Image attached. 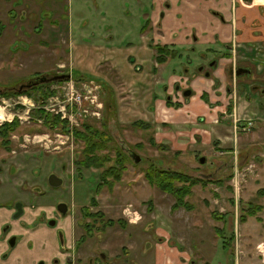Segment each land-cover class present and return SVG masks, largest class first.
Wrapping results in <instances>:
<instances>
[{
  "label": "rangeland",
  "instance_id": "obj_1",
  "mask_svg": "<svg viewBox=\"0 0 264 264\" xmlns=\"http://www.w3.org/2000/svg\"><path fill=\"white\" fill-rule=\"evenodd\" d=\"M69 1L0 0V88L4 89L0 91L19 92L18 87L35 75H71L74 81L78 75L82 81L95 80L101 87V118L112 138L103 154L112 160L117 152L127 156L126 170L112 186L99 185V174L110 164L77 171L74 162L81 151L79 142L62 134L57 138L56 132L27 118L30 101L35 107L31 99H0V125L13 118L20 121L10 137L7 155L0 148V157L8 162L0 163L4 181L0 203L13 202L17 188L27 184L29 195L38 189L43 193L31 196L30 204L46 205L55 198L74 204V215L88 208L89 214L100 212L119 221L108 230L102 251L118 255L125 264H261L257 248L264 245V124L257 121L242 132L238 124L246 120L232 111L231 136L224 133L226 139L222 140L224 134H220V143H215L214 136L208 151L198 152L196 139L197 144L183 153L171 149L167 139L185 142L190 132L185 130L186 137H177V129L154 124L150 93L162 91V82L154 85L153 70L132 73L127 58L137 52V45L131 48L126 40L122 46L117 41L112 46L78 47L86 42L82 39L85 32L64 30L75 21ZM107 2L120 9L131 5L130 0ZM84 5L97 7L94 0ZM251 55L260 60L255 52ZM180 61L175 66L178 73L182 66L196 64L189 53ZM259 103L264 104V99ZM226 112L221 116L229 120L226 115L231 112ZM146 124L148 128H144ZM195 151L203 155L191 153ZM150 164L203 180L191 189L188 208L173 210V197L148 185L143 173ZM50 174L63 180L57 190L48 186Z\"/></svg>",
  "mask_w": 264,
  "mask_h": 264
},
{
  "label": "crops",
  "instance_id": "obj_2",
  "mask_svg": "<svg viewBox=\"0 0 264 264\" xmlns=\"http://www.w3.org/2000/svg\"><path fill=\"white\" fill-rule=\"evenodd\" d=\"M85 1H69L75 21L64 30L85 32L86 42L78 47L112 46L117 41L122 46L126 40L131 48L137 45V52L127 58L132 73L153 70L154 85L162 82V91L150 93L154 124L177 129V137L194 131L187 133L185 142L167 139L171 149L183 153L197 144L196 139L197 151H208L214 136L215 143L221 142L220 134L231 136L232 111L252 121V127L257 121L264 124V104L259 103L264 99V86L259 85L264 83V62L251 55L264 50V0H130V7L122 9L108 0H94L97 7L91 9L83 6ZM67 38L71 41L72 35ZM156 46L176 55L157 64ZM187 53L196 64L182 66L178 73L175 66ZM185 91H190L187 97ZM167 101L179 107H167ZM225 111L231 112L229 120L221 116ZM198 152L191 153L203 155Z\"/></svg>",
  "mask_w": 264,
  "mask_h": 264
},
{
  "label": "flooded vegetation",
  "instance_id": "obj_3",
  "mask_svg": "<svg viewBox=\"0 0 264 264\" xmlns=\"http://www.w3.org/2000/svg\"><path fill=\"white\" fill-rule=\"evenodd\" d=\"M258 50L256 55L263 53L258 57L264 62V50ZM211 65L209 63L207 69ZM29 88L32 87L21 86L16 93ZM1 148L7 155L8 149ZM0 163L7 164V158L0 157ZM2 182L0 179V185ZM61 186L51 188L57 190ZM30 194L27 184H22L20 189L17 188L13 202L0 203V264H125L118 255L102 251L108 230L115 228L119 221L115 223L100 212L89 214L88 208H81V214L74 215V204L55 201V198L46 205L30 204L31 196L40 197L43 193L38 189ZM121 228L118 230L123 232Z\"/></svg>",
  "mask_w": 264,
  "mask_h": 264
},
{
  "label": "trees",
  "instance_id": "obj_4",
  "mask_svg": "<svg viewBox=\"0 0 264 264\" xmlns=\"http://www.w3.org/2000/svg\"><path fill=\"white\" fill-rule=\"evenodd\" d=\"M3 27L0 25V30ZM156 57L155 61L158 64L164 62L166 57L173 58L176 54L173 51L168 50L167 47L156 46ZM39 76V75H38ZM35 75L27 79L20 86L23 88L29 87L32 88L24 89L20 93H9V91H0V99H8L10 97L16 98L17 96H24L31 99L35 107L30 109L28 115L34 121H41V127L47 131H58L63 134H69V131L66 129L63 121H59V119L51 114L46 113L41 109L40 100L43 101L54 94L55 91L51 90V87L60 85L63 81H55L50 84H42V85H33L35 79L38 77ZM46 77L58 76V74L54 75H40ZM72 77V76H71ZM79 78L78 75H75V78ZM75 79V82L79 83L82 80ZM90 80V78H88ZM0 90H4L2 87ZM204 98V96H202ZM169 107H179L178 104H171L170 102H166ZM22 108V107H21ZM100 122L99 128L96 126L97 122ZM139 124V123H137ZM19 126V120L17 118H13L10 122H5L0 125V148L5 147L9 150L10 145V137L12 133H14ZM145 127H149L148 124L144 125ZM107 125L105 120L101 118L100 120H94L87 118L83 121L80 128L73 129L71 135L73 140L79 142L81 144V151L78 155L77 160H75L74 165L76 166V170L80 171L81 169H101L106 164H110L107 168L103 169V171L99 174V180L101 181L99 185L103 183H107L109 186H112L114 183L119 182L123 173L126 170V161L127 156L124 154L116 153L114 159L108 155L103 154L104 151L108 150L109 145L112 141V138L109 134V130L107 129ZM152 144L154 140H151ZM159 147V146H158ZM144 180L151 187H155L160 192L164 194H168L173 197L174 204L172 205V209L176 210L178 208H188L189 205L186 199L191 195V189L202 183L203 180L185 175L181 172H175L171 170L161 169L159 167H155L153 164H150L148 168L145 169L143 173ZM98 185V186H99ZM252 213V212H251ZM250 213V215H251Z\"/></svg>",
  "mask_w": 264,
  "mask_h": 264
},
{
  "label": "built area",
  "instance_id": "obj_5",
  "mask_svg": "<svg viewBox=\"0 0 264 264\" xmlns=\"http://www.w3.org/2000/svg\"><path fill=\"white\" fill-rule=\"evenodd\" d=\"M52 89L55 91L54 94L45 99L41 109L64 122L63 124L69 131V135H63L66 139H72V130L79 128L87 118L94 120L101 118L103 110L100 101L101 87L94 80H83L77 83L69 79ZM26 115L27 118H30L28 111H26ZM37 122L41 123V121ZM246 122L244 126L238 124V128L242 129V132H247L252 127L251 121L246 120ZM55 132L57 138L61 137L60 132ZM33 138H38V136L33 135ZM25 139H29V136H25ZM257 252L261 257V264H264V245L258 246Z\"/></svg>",
  "mask_w": 264,
  "mask_h": 264
},
{
  "label": "water",
  "instance_id": "obj_6",
  "mask_svg": "<svg viewBox=\"0 0 264 264\" xmlns=\"http://www.w3.org/2000/svg\"><path fill=\"white\" fill-rule=\"evenodd\" d=\"M206 76H208V74H206ZM68 78H69V75L68 76H53L51 78H46L44 76H41V77H37L35 79L33 85L48 84V83L55 82V81H64ZM20 87L21 86H19L18 88H20ZM189 94H190V91H185L183 95L187 97ZM30 105L32 106L33 103L30 102ZM139 160L140 159L138 157H134L135 163L139 162ZM201 161H203V160H201ZM47 182H48V185L52 188H57V187L62 185V179L59 178L58 176H56L55 174H50L48 176Z\"/></svg>",
  "mask_w": 264,
  "mask_h": 264
}]
</instances>
